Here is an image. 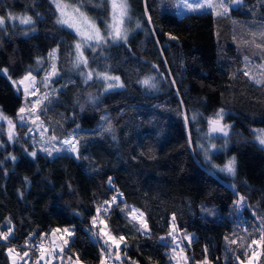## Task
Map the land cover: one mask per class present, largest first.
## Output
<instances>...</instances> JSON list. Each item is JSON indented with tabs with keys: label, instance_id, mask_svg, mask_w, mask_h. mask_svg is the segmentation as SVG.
<instances>
[{
	"label": "trees",
	"instance_id": "obj_1",
	"mask_svg": "<svg viewBox=\"0 0 264 264\" xmlns=\"http://www.w3.org/2000/svg\"><path fill=\"white\" fill-rule=\"evenodd\" d=\"M66 1L79 5L106 31L109 0ZM248 1L229 16L216 17L211 12L178 15L164 10L162 0H132L145 30L127 41L86 48L88 66L78 69V36L57 23L54 0H0V16L6 18L0 28V111L18 115L23 97L13 81L58 49V91L41 115L50 132L77 137L80 156H48L33 149L21 137L23 126L14 142L0 134V231L12 230L7 241L0 240V264H11L9 247L19 256L28 251L21 264H34L40 254L35 245L64 228L74 235L63 260L54 264H70L68 255L101 264L105 223L115 236H125L120 247L125 264H174L168 234L173 215L183 231L188 264L205 259L208 264H240L237 256L251 255L256 246L247 245L259 238L264 223V145L253 130L264 128V83L256 84L243 72L246 55L250 66L252 61L258 66L264 54L251 42L246 25L240 32L243 24L238 27L233 20L252 19L254 9L259 15L255 22L264 24V7L258 9L260 0ZM9 13L31 16L34 24L11 22ZM254 66L247 70L256 77ZM81 70L92 71V79L85 82ZM105 74L118 76L124 86L105 88ZM151 76L155 88L141 83ZM221 109L224 122L233 126L211 160L223 165L235 158V177L214 169L201 152L206 119ZM33 151L35 157L29 155ZM114 195L117 202L105 205ZM239 196L245 206L237 211ZM133 207L151 218L154 231H137ZM259 251L256 264H264V247Z\"/></svg>",
	"mask_w": 264,
	"mask_h": 264
},
{
	"label": "snow or ice",
	"instance_id": "obj_2",
	"mask_svg": "<svg viewBox=\"0 0 264 264\" xmlns=\"http://www.w3.org/2000/svg\"><path fill=\"white\" fill-rule=\"evenodd\" d=\"M56 3V8L57 11L60 12V17L57 19V23L61 25H67L69 28H73L76 32V35L81 38L80 41H77L75 44V50H76V56L74 58V67L75 68H81V65L84 67L88 66V61L84 57L83 52L81 51L82 48V42H93L89 43V47H93V50H95L96 45H100L102 43H107L108 40H111L113 43L119 42V41H127V28H126V22L127 20L131 19L130 14H129V5H128V0H110L111 4V19L107 23V30L102 34L100 29L96 26V24L91 21L81 10L79 6H74L71 4L67 3H62V0H54ZM181 3L183 4L184 8L187 11L190 12H206V11H211L212 14L218 16V17H224V16H229L231 11L236 8L237 6H240L244 3V0H181ZM180 4H177V7H180ZM68 9L72 10L71 15L68 13ZM82 18V19H81ZM149 17V21H150ZM7 20H19L20 24L23 25H33L34 20L32 19L31 16H22V17H17L11 13L8 14ZM80 21V26H77V23L75 21ZM235 23V22H234ZM6 24V18L3 16H0V28H3ZM87 25L85 28L84 26ZM136 27L139 28L140 24L137 23ZM34 30V29H32ZM251 35H252V43L255 44V47L257 49H261L262 54H264V24H261L259 28H256L254 30H251ZM260 38V42H257L256 38ZM170 39H176L174 36H170ZM247 42V41H246ZM58 52V49H54L51 53H49V59L50 60H55L56 59V53ZM245 60V69L243 74L245 76H249L250 79H252L256 84H261L264 83V81L260 79H256V77L252 76L250 71L247 69L250 67L251 62L249 61L248 56L246 55L244 57ZM37 64H42V60H37ZM50 71L45 70V76L43 78L42 84L43 87L47 88L49 86V83L52 81V78L54 76H58L59 72L57 69V65L55 62L51 63L49 65ZM258 69L261 70V74L264 75V63L260 64L257 66ZM5 74L7 73V69L3 70ZM80 75L85 76V82L88 80H91L94 73L92 71L84 72L81 70ZM97 77H99V73H95ZM104 79L106 81H119L118 76H110L105 74ZM155 78L154 77H146L141 83L147 87L150 88H155L156 83L154 82ZM24 81H30L33 85L36 83V77L31 73H27L20 81V84H24ZM16 81H13V84H16ZM123 87V84H112L109 83L107 85L108 88H113V87ZM25 95H28V88L25 87L24 89ZM37 92H39V88H36L34 91H32V95H37ZM49 93L45 92L43 94V98H47ZM43 98H38L34 103L32 108L30 109V113H34L36 111V105L42 103ZM25 113V108L21 107L18 110V115ZM40 117L37 115L35 116L34 119H32V123H35L36 120H39ZM187 120V117H185ZM20 120L22 122H26L25 118L23 115H20ZM223 120V109H221L215 116L214 119L209 120V124H219L220 121ZM8 124L10 126V129L14 127L13 122L11 120H8ZM227 125H221L219 127L212 128L213 132H221L223 136L227 137L229 135L227 129ZM109 130H110V125H109ZM28 132H32V128L27 129ZM44 131H47V129H44ZM9 139H13V133L12 131H9ZM52 140H55L56 137L53 135L51 137ZM257 139L261 145H264V131L260 132L257 135ZM75 141V142H74ZM61 144L67 145L66 148H56L55 145H52L51 147H43L42 151L46 152L48 156L53 155V151L59 153L61 151L68 152V153H75V158L79 159V150H78V143L79 141L76 139V137L73 134H69V136L66 139H63L60 141ZM214 147V145H213ZM29 155L32 157L36 156V152H30ZM12 159H15L13 157ZM221 172H226L229 175H235L236 168H235V158L230 160L224 168L219 169ZM112 184L111 178H109V185ZM238 195V194H237ZM118 197L116 195L112 196L111 201H105V205L110 206L111 203L117 202ZM244 200L245 198L243 196H239L236 201H234V205L237 211H239L241 208H243L244 205ZM97 214L99 215L100 213V208H97ZM107 211V209H105ZM133 213H136V210H132ZM140 216H142V213H139ZM135 218V216H134ZM176 219L175 215L172 216V221L174 222ZM101 224L104 223V220L99 221ZM97 224V217L92 218V225L95 227ZM107 225H105L104 228L100 229V235L102 237L106 236L107 239L104 240V247L101 249L102 253V260L101 264H106V256L111 257L114 256L115 259L119 260L120 259V246L121 243L125 241V236L120 235L118 238L115 235H111L109 231H106ZM143 229L145 233H147L149 230L147 222L146 221H140V227L137 228V231H140ZM176 231V226L173 223L172 225V232ZM259 231V238H253L250 242V244L247 245V248H252L253 245L256 246V249H254L251 253V255H248L247 251H245L244 256L246 257L244 260H241L240 256H237L236 259L240 261V264H253L254 258L258 257L261 252L259 249L264 247V223H261L258 228ZM62 232L63 235H61L60 239L63 241L64 247H61L59 249L60 253H64V248L67 247L70 244V239H66L65 236L71 237L74 235V232L70 230L69 228H64V229H56L52 235H55V233H60ZM172 232L169 233L171 236V240L174 242L176 241V236L172 235ZM12 235V230L8 229L7 231H0V240L7 241L9 237ZM48 234H41L40 239L43 240L45 236ZM93 236H96V233H93ZM186 239H189V237H185ZM31 239V237H29ZM161 240H165L164 237H161ZM231 243L235 244L236 241L233 240ZM165 245L168 246V242L165 240ZM27 246V243H26ZM112 246L115 247L116 251L113 253L112 251ZM176 249H180L181 252L183 251V247L181 244L177 243L175 244V247H173L172 251L175 252ZM37 250L40 252L39 257L36 258L34 264H40L41 260H44L45 264H48V260L45 258L47 256H54L55 255V250H49L44 248L43 244H40L37 246ZM13 252H15V249L12 247L8 248V253L11 255ZM16 255H20V253H16ZM29 255L28 251L23 252V256L27 257ZM60 259L63 260V256L61 255L59 257ZM68 261L72 260V256L68 255L67 257ZM77 257V261H78ZM203 264H208L207 260L203 262Z\"/></svg>",
	"mask_w": 264,
	"mask_h": 264
},
{
	"label": "rangeland",
	"instance_id": "obj_3",
	"mask_svg": "<svg viewBox=\"0 0 264 264\" xmlns=\"http://www.w3.org/2000/svg\"><path fill=\"white\" fill-rule=\"evenodd\" d=\"M163 2V8L164 10H168L169 12H172V13H176L178 15H183V14H187V13H203V12H190V11H187L183 4L181 3V0H162ZM62 3H67V4H71V5H74V6H79V5H76V4H73V3H70L66 0H62ZM244 3H247L248 5H250L249 1L248 0H244ZM54 4L56 5V3L54 2ZM177 4H180L181 6L180 7H177ZM109 5H110V19H111V4H110V0H109ZM128 5H129V14H130V17L131 19L127 20L126 22V28H127V38L131 35H133L134 33H136L137 31L139 30H145V27L144 25L141 26V20L140 18L138 17V15L136 14L135 10H134V6L132 4V0H128ZM80 7V6H79ZM238 7V6H237ZM236 7V8H237ZM258 9H261V7H264V0H260L259 1V5H258ZM80 10L91 20L93 21L85 12L84 10L80 7ZM246 10V9H245ZM262 10V9H261ZM251 11V12H250ZM250 15H252V19H243L242 21H239L238 19H234L233 21L236 22V26H241L243 24V26L239 27L240 28V32H242L244 29L243 27L244 24L246 25V32L248 34L251 35V31L250 30H254L253 28L255 27H260L261 24L259 23H256L255 22V18H257L259 15L258 13L253 9V10H250ZM206 12H211L210 10L209 11H206ZM248 12V11H247ZM58 13V18L60 17V12L57 11ZM68 13L69 15H71L72 13V10L71 9H68ZM16 16V15H15ZM22 16H25V15H22ZM20 15H17V17H22ZM216 16V15H215ZM218 17V16H216ZM82 19V18H81ZM11 22H14V23H20L19 20H10ZM110 21V20H109ZM77 23V26H80V21H75ZM95 23V21H93ZM139 23L140 24V27L137 28L136 27V24ZM96 24V23H95ZM65 27H67V25H63ZM96 26L98 27V25L96 24ZM85 28L87 27V25L84 26ZM142 27V28H141ZM69 28V27H67ZM99 28V27H98ZM70 30H72L75 34V30L73 28H69ZM100 29V28H99ZM107 30V28H106ZM101 33L103 34L104 32H102V30L100 29ZM81 38L78 36V41H80ZM111 40H108V42H110ZM89 43H93V42H82V48H81V51L83 52L84 54V57H85V53H84V50L86 48H88V44ZM98 45L95 46V48L97 47ZM90 48H93V47H90ZM86 58V57H85ZM39 60H42V64H35V66L32 68V70L30 71L35 77H36V83L33 85L30 81H24V84H20L19 81L26 75H24L23 77L15 80L17 83L14 84L16 89L22 94V97H23V104L21 107H24L25 108V113L23 114H19L17 115L15 118H12V117H9V116H6L4 113H2L0 111V134H5L8 138V140L10 142H14L16 140V138L18 137V130L21 126L25 127V129L23 130V132L21 133V137H26L27 141L29 144H31V146H33V149H40L42 150L43 147H51L52 145H55L56 148H66L67 145H63L60 143V141H62L63 139H66L69 135H66V136H59L57 135L56 133H54L53 131L50 132V127L46 125L44 119L42 118V115H41V112L43 110V108L48 104V102H50L54 97H56V93L58 91V87L54 84L55 81L57 80V78L59 76H54L52 78V81L49 83V86L47 88L43 87V84H42V81H43V78L45 76V70H48L50 71V67L49 65L53 62L56 63L57 65V54H56V59L53 61V60H50L49 59V55L45 58H41ZM264 63V60L261 61L259 63L262 64ZM252 67L254 66L253 64V61H252ZM250 66V67H251ZM256 64L254 66V69H256ZM58 69V68H57ZM59 72V71H58ZM253 75H255L257 78H259L260 80L264 81V75L261 74V70L260 69H256L255 72L251 71ZM258 75H262V76H258ZM110 76H114V75H110ZM153 77V76H151ZM102 79L105 81V88L109 89L107 87V85L109 83H112V84H116V85H119L121 84V81L119 79V81H106L104 79V76L102 77ZM25 87L28 88V95L26 96L25 95ZM116 87H119V86H116ZM36 88H39V92H37V95H32V91H34ZM114 88V87H113ZM47 92L49 93V95L47 96V98H43V94ZM38 98H43L42 99V103L36 105V111L34 113H30V109L32 108L33 106V103L38 99ZM219 112V111H218ZM217 112V113H218ZM216 113V114H217ZM216 114L208 119H206V124H207V130H206V143L202 145L201 147V152L205 158V161L208 162L214 169H221V168H224V166L230 161L232 160L231 158L228 160L227 163L223 164V165H220L218 163H215V162H212L211 160V157H212V154L214 152H217L220 150V146L218 145V142L220 140H223L225 139L226 137L223 136V134L221 132H211V128H212V125L213 124H209V120L210 119H214ZM20 115H23L24 118H25V121L26 122H22L20 120ZM39 116L40 119L39 120H36L35 123H32V119L35 118V116ZM225 115H226V111H223V120L220 121L219 125H227L229 127H227V131L228 133H230V130L232 129V124L231 123H226L224 122V119H225ZM8 120H11L13 122V125L14 127L10 129V126L8 124ZM22 128V127H21ZM28 128H32L33 131L32 132H28L27 129ZM44 129H47V131H44ZM256 133V138H257V135L264 131V128L263 127H254L253 129ZM9 131H12L13 133V139H9ZM55 136L56 139L55 140H52L51 137L52 136ZM75 136V135H74ZM76 137V136H75ZM77 139V137H76ZM78 140V139H77ZM75 142V141H74ZM214 145V147H213ZM78 148H79V143H78ZM61 152H64V151H61ZM53 154H57V152L53 151ZM73 155H75V153H71ZM224 174H227L226 172H223ZM236 174V172H235ZM229 175V174H228ZM229 177H235V175L233 176H229ZM133 209L136 210V213H133L131 211V217L136 220L139 225H140V221H146L147 222V225H148V228L150 231H154L155 228H154V225L152 223V220L151 218L146 214L144 213L143 211H141L140 209L136 208V207H133ZM132 209V210H133ZM139 213H142L143 215L140 216ZM135 216V218H134ZM173 223L175 224L176 226V231L175 232H172V225ZM106 225L103 224V227L104 228ZM70 229V228H69ZM71 230V229H70ZM55 231V230H54ZM52 231L50 233V235L47 236V238L41 242V244H43L44 248L46 249H49V250H52L54 249L55 250V255L54 256H47L46 255V259L48 260V264H54L55 260H56V252L60 253L59 249L61 247H64L63 245V241L60 239L61 235H63L62 232L60 233H55V235H52V233L54 232ZM106 231H109L108 230V226L106 228ZM143 231V229H142ZM111 235H114L113 233H111V231H109ZM144 232V231H143ZM149 232V231H148ZM172 232V235H175L176 236V241H174V246L175 244L179 243L182 245V238L181 236L183 235V231H181L175 221L173 222L172 221V218L170 219L169 223H168V234ZM170 236V235H169ZM117 237V236H116ZM171 237V236H170ZM66 239H69V237L65 236ZM118 238V237H117ZM103 239H107L106 236L103 237ZM40 245L37 244L35 245L36 248L37 246ZM122 245V243H121ZM121 247V246H120ZM183 247V245H182ZM66 248V247H65ZM65 248H64V252H65ZM112 250H115V247L112 246ZM40 253V252H39ZM115 253V252H114ZM40 255V254H39ZM172 255H173V260H174V264H188V259H187V256H186V251L185 249L183 248V251L181 252L180 249H176L175 252L172 251ZM112 258H115L114 256H111ZM121 254H120V261H121ZM9 258H10V262L11 264H21V262L23 261L24 257L23 256H18L16 255V252H13L11 255H9ZM107 258V256L105 257ZM102 260V259H101ZM68 261V260H67ZM40 262L42 263H45L44 260H41ZM69 262V261H68ZM257 262V257L254 258L253 260V264H256ZM70 264H84L82 261L78 260L76 258H72V260L70 261ZM134 264H140L138 262H135Z\"/></svg>",
	"mask_w": 264,
	"mask_h": 264
},
{
	"label": "built area",
	"instance_id": "obj_4",
	"mask_svg": "<svg viewBox=\"0 0 264 264\" xmlns=\"http://www.w3.org/2000/svg\"><path fill=\"white\" fill-rule=\"evenodd\" d=\"M60 256H61V253L56 252V259H59ZM106 264H123V262L115 258H112V257H107Z\"/></svg>",
	"mask_w": 264,
	"mask_h": 264
},
{
	"label": "water",
	"instance_id": "obj_5",
	"mask_svg": "<svg viewBox=\"0 0 264 264\" xmlns=\"http://www.w3.org/2000/svg\"><path fill=\"white\" fill-rule=\"evenodd\" d=\"M219 126H221V125H219V124H213V125H212V128L219 127ZM212 128H211V132H213V131H212ZM214 133H216V132H214Z\"/></svg>",
	"mask_w": 264,
	"mask_h": 264
}]
</instances>
